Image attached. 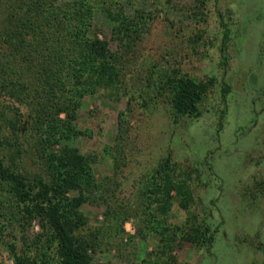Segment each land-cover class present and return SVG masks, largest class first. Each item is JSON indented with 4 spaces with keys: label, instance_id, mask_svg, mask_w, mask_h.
<instances>
[{
    "label": "trees",
    "instance_id": "1",
    "mask_svg": "<svg viewBox=\"0 0 264 264\" xmlns=\"http://www.w3.org/2000/svg\"><path fill=\"white\" fill-rule=\"evenodd\" d=\"M96 13L109 22L115 49L100 37ZM152 18L131 0H0V238L11 237L4 243L15 264H94L92 255L110 245L105 239L125 234L134 216L142 217L143 239L158 235L148 264H177L178 242L211 246L214 235L189 211L191 175L169 156L142 181L140 205L117 193L133 102L148 108L164 96L174 120L198 118L216 80L148 68L130 81L128 56ZM222 37L229 38L226 25ZM97 94L127 98L114 144L105 148L114 174L101 180L95 160L71 144L90 136L77 118L84 97ZM174 202L189 215L184 227L166 221ZM84 204L102 207L107 225L88 226ZM33 220L40 232L29 234Z\"/></svg>",
    "mask_w": 264,
    "mask_h": 264
},
{
    "label": "rangeland",
    "instance_id": "2",
    "mask_svg": "<svg viewBox=\"0 0 264 264\" xmlns=\"http://www.w3.org/2000/svg\"><path fill=\"white\" fill-rule=\"evenodd\" d=\"M131 2L153 18L128 56L130 81H137L148 68L178 69L196 79L216 80L198 118L174 120L164 96L148 108L133 102L117 193L121 200L140 205L142 181L169 156L191 175L189 211L214 235L211 246L176 243L171 255L177 264H264V0ZM95 23L100 37L115 49L106 18L96 13ZM224 25L229 29L225 43ZM126 101L97 94L84 97L79 109L77 125L90 136L71 144L95 160L97 180L114 174L105 148L114 144L118 112L126 108ZM82 211L88 226L107 225L102 207L84 204ZM188 216L174 202L166 221L184 227ZM141 220L128 219L125 234L105 239L110 245L103 244L102 251L92 255L94 264H148L156 259L151 252L159 244L158 235L151 232L143 239L137 234ZM38 232L39 220H33L28 233ZM7 238H0V264H15L4 243Z\"/></svg>",
    "mask_w": 264,
    "mask_h": 264
}]
</instances>
